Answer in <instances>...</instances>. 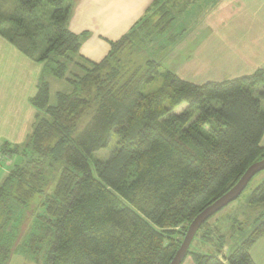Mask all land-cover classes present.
Wrapping results in <instances>:
<instances>
[{
	"label": "trees",
	"instance_id": "16d2710c",
	"mask_svg": "<svg viewBox=\"0 0 264 264\" xmlns=\"http://www.w3.org/2000/svg\"><path fill=\"white\" fill-rule=\"evenodd\" d=\"M76 1L0 0V36L41 66L31 134L0 147L23 159L0 183V264L15 254L35 264H171L192 221L264 160V72L197 85L163 67L199 0H155L100 63H87L86 35L69 30ZM49 79L71 87L54 106ZM113 137L110 158L91 167ZM248 202L264 206V180ZM218 214L195 238L212 242ZM262 219L230 255L218 242L212 255L190 248L182 264H255Z\"/></svg>",
	"mask_w": 264,
	"mask_h": 264
},
{
	"label": "crops",
	"instance_id": "0c3cea01",
	"mask_svg": "<svg viewBox=\"0 0 264 264\" xmlns=\"http://www.w3.org/2000/svg\"><path fill=\"white\" fill-rule=\"evenodd\" d=\"M154 1L77 0L69 30L86 35L81 58L101 62L110 52V43L125 36ZM196 6L197 13H202L201 24L189 28L181 43L186 56L182 73H175L178 77L201 85L264 72V0H199ZM40 72L38 63L0 36V147L24 144L31 134L35 110L30 99L36 94ZM8 169L2 166L0 173L5 177ZM263 239L250 250L255 264H264V247H257ZM231 249L225 246L222 257L230 255ZM184 264L195 262L189 257Z\"/></svg>",
	"mask_w": 264,
	"mask_h": 264
},
{
	"label": "rangeland",
	"instance_id": "374dc122",
	"mask_svg": "<svg viewBox=\"0 0 264 264\" xmlns=\"http://www.w3.org/2000/svg\"><path fill=\"white\" fill-rule=\"evenodd\" d=\"M191 7L182 16V27L184 29L194 28L196 29L201 24L202 13L195 12ZM186 56L183 52V45L173 48L168 58L163 59L162 64L166 70L182 73V63ZM100 63V62H99ZM97 64V63H95ZM50 85V105L54 106L57 103L56 96L59 93H70L71 87L64 81L61 80H48ZM162 78H158L155 82L150 85H146L143 88L145 93H152L156 91L162 84ZM258 98V97H256ZM262 110L264 111V101L261 102ZM187 106L184 105L177 110V114H180ZM117 140L115 137L111 139L108 148L101 150L93 155L90 159L91 167L95 160L107 161L115 147ZM23 161L20 157L9 158L8 156L0 160V168L5 166L13 167L15 164H19ZM7 174V172H6ZM4 174L0 173V183L3 180ZM264 172L254 178L249 184L246 190L240 196L239 200L230 204L228 207L223 209L215 218L210 221V230L213 232V240L210 243L203 242L201 236L195 238L191 245V250L201 254L212 255L216 253L215 248L218 242L225 244L227 248H233L236 244H241L257 227L260 223V219L263 217L264 220V206H251L248 202L253 191L263 182ZM208 230V229H207ZM178 237V236H177ZM176 237V238H177ZM183 240V238H180ZM24 240V239H23ZM242 240V241H241ZM257 247H264V239L260 241ZM41 262L43 261V255L40 257ZM10 264H35L33 258L24 254H15Z\"/></svg>",
	"mask_w": 264,
	"mask_h": 264
},
{
	"label": "water",
	"instance_id": "95a60500",
	"mask_svg": "<svg viewBox=\"0 0 264 264\" xmlns=\"http://www.w3.org/2000/svg\"><path fill=\"white\" fill-rule=\"evenodd\" d=\"M262 172H264V160L253 164L246 171V173L243 175L240 181L228 193H226L223 197H221L219 200H217L208 208H206L192 221L185 234L184 240L179 250L177 251L176 255L174 256L171 264L183 263L197 233L199 232L203 224L206 223L210 218L221 212L223 209L228 207L230 204L237 201L248 187L250 181L256 175Z\"/></svg>",
	"mask_w": 264,
	"mask_h": 264
},
{
	"label": "built area",
	"instance_id": "2783aa9c",
	"mask_svg": "<svg viewBox=\"0 0 264 264\" xmlns=\"http://www.w3.org/2000/svg\"><path fill=\"white\" fill-rule=\"evenodd\" d=\"M4 159L3 157L0 156V160Z\"/></svg>",
	"mask_w": 264,
	"mask_h": 264
}]
</instances>
